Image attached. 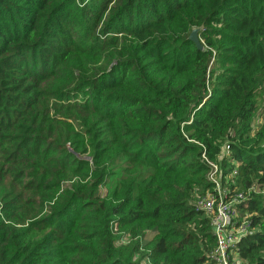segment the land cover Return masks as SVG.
Instances as JSON below:
<instances>
[{
    "label": "trees",
    "instance_id": "16d2710c",
    "mask_svg": "<svg viewBox=\"0 0 264 264\" xmlns=\"http://www.w3.org/2000/svg\"><path fill=\"white\" fill-rule=\"evenodd\" d=\"M263 98L264 0H0V264H214L203 154L264 264Z\"/></svg>",
    "mask_w": 264,
    "mask_h": 264
},
{
    "label": "built area",
    "instance_id": "2783aa9c",
    "mask_svg": "<svg viewBox=\"0 0 264 264\" xmlns=\"http://www.w3.org/2000/svg\"><path fill=\"white\" fill-rule=\"evenodd\" d=\"M202 158L209 166L207 180L212 183V191L198 195L195 204L210 217L215 244L209 257L214 264H238L240 260L234 252V247L247 233L249 220L244 218L239 222L236 219L238 213L235 205L247 197L244 193H237L229 198L228 192L222 187L218 163L209 160L204 154Z\"/></svg>",
    "mask_w": 264,
    "mask_h": 264
},
{
    "label": "water",
    "instance_id": "95a60500",
    "mask_svg": "<svg viewBox=\"0 0 264 264\" xmlns=\"http://www.w3.org/2000/svg\"><path fill=\"white\" fill-rule=\"evenodd\" d=\"M198 31H199L198 28H194L190 32L188 38L197 46L198 49H203L202 41L199 38Z\"/></svg>",
    "mask_w": 264,
    "mask_h": 264
},
{
    "label": "rangeland",
    "instance_id": "374dc122",
    "mask_svg": "<svg viewBox=\"0 0 264 264\" xmlns=\"http://www.w3.org/2000/svg\"><path fill=\"white\" fill-rule=\"evenodd\" d=\"M264 99V98H263ZM258 113H257V117H256V119H255V121H254V124L255 125H258V124H260V123H262L263 121H264V100H262L261 102H260V105H259V107H258Z\"/></svg>",
    "mask_w": 264,
    "mask_h": 264
}]
</instances>
